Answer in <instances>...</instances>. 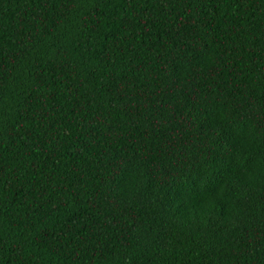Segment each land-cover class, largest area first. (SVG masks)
<instances>
[{
	"label": "trees",
	"instance_id": "obj_1",
	"mask_svg": "<svg viewBox=\"0 0 264 264\" xmlns=\"http://www.w3.org/2000/svg\"><path fill=\"white\" fill-rule=\"evenodd\" d=\"M0 264H264V0H0Z\"/></svg>",
	"mask_w": 264,
	"mask_h": 264
}]
</instances>
